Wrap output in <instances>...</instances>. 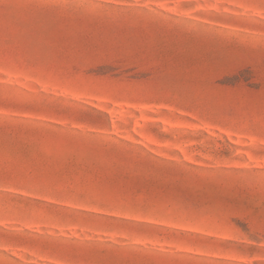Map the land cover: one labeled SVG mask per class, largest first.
<instances>
[{
	"label": "rangeland",
	"instance_id": "obj_1",
	"mask_svg": "<svg viewBox=\"0 0 264 264\" xmlns=\"http://www.w3.org/2000/svg\"><path fill=\"white\" fill-rule=\"evenodd\" d=\"M0 264H264V0H0Z\"/></svg>",
	"mask_w": 264,
	"mask_h": 264
}]
</instances>
